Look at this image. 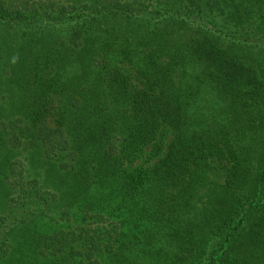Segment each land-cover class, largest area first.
<instances>
[{
	"label": "trees",
	"instance_id": "1",
	"mask_svg": "<svg viewBox=\"0 0 264 264\" xmlns=\"http://www.w3.org/2000/svg\"><path fill=\"white\" fill-rule=\"evenodd\" d=\"M0 264H264V0H0Z\"/></svg>",
	"mask_w": 264,
	"mask_h": 264
}]
</instances>
